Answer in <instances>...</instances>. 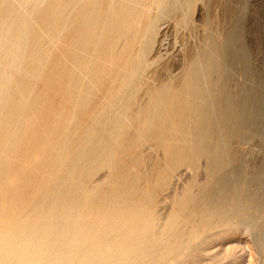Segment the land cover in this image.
Wrapping results in <instances>:
<instances>
[{
  "label": "bare ground",
  "instance_id": "bare-ground-1",
  "mask_svg": "<svg viewBox=\"0 0 264 264\" xmlns=\"http://www.w3.org/2000/svg\"><path fill=\"white\" fill-rule=\"evenodd\" d=\"M217 2L0 0V264H248L235 226L264 248V59Z\"/></svg>",
  "mask_w": 264,
  "mask_h": 264
},
{
  "label": "rangeland",
  "instance_id": "rangeland-1",
  "mask_svg": "<svg viewBox=\"0 0 264 264\" xmlns=\"http://www.w3.org/2000/svg\"><path fill=\"white\" fill-rule=\"evenodd\" d=\"M212 4H216V3H219L217 1H221V3H230L232 2V0H209ZM216 2V3H213V2ZM228 1V2H227ZM230 1V2H229ZM227 2V3H226ZM234 2V3H233ZM232 4H234L235 8L236 6L238 5V7H245V15H244V38H245V41L246 43H248V45L253 48V52L256 54L257 56V64L258 66L261 65L263 59H264V0H233ZM236 2V4H235ZM224 4V5H225ZM242 4V5H241ZM223 5V4H222ZM223 5V6H224ZM247 6V7H246ZM237 7V8H238ZM169 32H167V35L164 34L163 36V41L164 42V45L162 44L160 47H159V54H162V57L159 58L155 64H158V63H161L162 61H164L171 53H173L172 55H176L177 51H175L177 48V50L179 49L178 46L181 45V41H182V37H181V34L180 33H176V32H172L171 30H168ZM178 34V35H177ZM170 35V36H169ZM176 35H177V38H176ZM180 35V36H179ZM262 35V36H261ZM167 36V37H166ZM181 37V38H180ZM167 38V39H166ZM180 38V39H179ZM260 38V39H259ZM174 39V40H173ZM168 40V41H167ZM172 42H171V41ZM176 40V44H174ZM178 41L180 43H178ZM165 43L168 45H165ZM170 44V46H169ZM179 44V45H178ZM172 45V46H171ZM174 47V48H173ZM166 51V52H165ZM170 52V53H169ZM175 52V53H174ZM166 55V56H165ZM165 57V59H164ZM164 59V60H163ZM41 85V84H39ZM252 142H260V137H254L251 139ZM156 148V147H155ZM153 148V149H147V152L150 154L151 157L154 158V156L156 157L158 154L161 153V149L158 150L159 148ZM153 150V152L151 151ZM160 151V153L158 152ZM156 152V153H155ZM150 170V168L147 169V171ZM107 182L104 181L103 182V185H106ZM186 189H183V192L181 193V195L179 196V198L175 201L174 203V211L175 213H184V211L181 209V202L185 199L186 197ZM183 196V197H181ZM180 202H179V201ZM177 204V206H176ZM179 206V207H178ZM179 208V209H178ZM185 214V213H184ZM183 214V215H184ZM236 227V229H234ZM233 229H232V237H233V234H234V238H232V241L234 242V239H235V246L233 245L234 243L230 242V249L232 251H237V253L239 254H243V258H244V251H245V258L246 259V262H250L251 264H261L262 262V258L264 257L262 255V251H263V247H258V245L256 244V242L253 240L252 236H251V233L249 231H245V230H241L240 227L237 228V226H235ZM238 229V230H237ZM240 230V231H239ZM238 236H237V235ZM250 234V235H249ZM238 240V241H237ZM245 240V241H244ZM254 241V242H253ZM238 242V243H236ZM243 242V243H242ZM245 243V244H244ZM239 245V246H238ZM234 246V247H233ZM244 246V247H243ZM246 247V248H245ZM236 248V250L234 249ZM257 248V249H256ZM243 251L241 253V251ZM247 253V254H246ZM259 254V255H258ZM222 256L223 254L222 253H218L217 257ZM250 255V256H248ZM256 255V256H255ZM261 255V256H260ZM255 256V257H254ZM216 257V256H215ZM213 257L212 258V261L214 259H217V261L220 263L221 262H224V260H226L225 257L224 260H220V259H223V257H219L220 261L218 260V258L216 257ZM249 257V258H248ZM254 257V258H253ZM262 257V258H261ZM211 259V258H210ZM208 261H211V260H208ZM217 261L214 262H211L212 264H217ZM207 260H205V262L203 261L202 264H206ZM208 263V262H207ZM210 263V262H209ZM208 263V264H209ZM248 263V264H250Z\"/></svg>",
  "mask_w": 264,
  "mask_h": 264
}]
</instances>
